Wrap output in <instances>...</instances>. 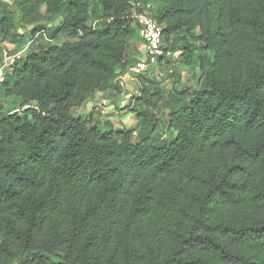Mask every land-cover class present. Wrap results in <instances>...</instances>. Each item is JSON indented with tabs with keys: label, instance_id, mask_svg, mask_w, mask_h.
<instances>
[{
	"label": "trees",
	"instance_id": "1",
	"mask_svg": "<svg viewBox=\"0 0 264 264\" xmlns=\"http://www.w3.org/2000/svg\"><path fill=\"white\" fill-rule=\"evenodd\" d=\"M133 10L177 53L154 67L203 76L167 99L135 77L140 136L164 102L166 143L73 113L125 92ZM27 34L1 85L0 264H264V0H0V44Z\"/></svg>",
	"mask_w": 264,
	"mask_h": 264
},
{
	"label": "rangeland",
	"instance_id": "2",
	"mask_svg": "<svg viewBox=\"0 0 264 264\" xmlns=\"http://www.w3.org/2000/svg\"><path fill=\"white\" fill-rule=\"evenodd\" d=\"M9 1L12 4H14V0H9ZM6 9L8 11L15 10L14 6L12 5L10 7H7ZM26 29L28 30L29 27H27ZM30 38L31 37H29V35L27 37L25 36L22 39L23 43L27 44L28 42H30L32 40ZM44 39H45L44 34H40L34 39V42L30 44L29 48L32 46L34 47V46L39 45ZM135 39H132L130 43L128 44V47H129L128 54L129 55L132 54L130 47L132 46L135 47L136 45ZM139 43L142 44L141 40ZM139 43H137V46L139 45ZM136 54H137V49H136ZM11 64H13V62ZM167 66H170V67L156 66L149 70L150 71L149 74L151 75L149 76L151 78L149 79L151 81L150 83L151 86L154 85L162 89L165 94V99H167V97H169L172 94L171 89H174V90L176 89L179 91L181 87H187L190 93H194L196 90L199 89L203 76H202L201 68L197 64L185 67L181 64H176V66H174L172 63H170ZM170 70L174 72V75L169 76L168 72ZM130 93L131 95L129 96L131 97L128 100H124L121 97L122 94L116 97L113 94L111 95H113L114 97L110 96L109 94L98 95L97 104L100 106H96L91 111V105L90 107H87L85 105L82 108L75 109L73 113L76 117H79L85 120L91 119V117H95L94 118L95 120L93 122H96L99 128H102V129L112 128L115 130H120L118 128H120V125H122V122L128 129L132 130L133 128H136L134 129L135 132L133 133V138H132L133 141H138L141 137L143 138L149 135L153 137V139L157 140L158 141L157 143L159 144L166 143L167 142L166 139L169 140L171 138L172 132L171 130L168 129L167 124H166L167 110L164 106V102L161 104L160 109L156 112L157 118H158V124L155 127L154 131L153 132L143 131L142 136H140V133H139V131L141 130L140 124L138 125V127H136L137 125L136 121H138V119L136 118V113L128 110L130 106L136 102L134 100H135V96L138 95L137 87L134 86L133 90H131ZM104 98H106V102L108 104L112 105L114 103L112 105L115 107L114 110L106 112V110L101 109L102 108L101 102L102 100H104ZM113 98H115V101H113ZM12 110L13 108L11 107V105L8 102L7 103L5 102V107L2 108V110L0 111V115H5L6 113ZM161 138L165 140L166 142H160Z\"/></svg>",
	"mask_w": 264,
	"mask_h": 264
},
{
	"label": "crops",
	"instance_id": "3",
	"mask_svg": "<svg viewBox=\"0 0 264 264\" xmlns=\"http://www.w3.org/2000/svg\"><path fill=\"white\" fill-rule=\"evenodd\" d=\"M4 2H6L7 4H11V2L8 0V1H5L3 0ZM20 30V29H19ZM19 30H18V33H19ZM20 34V33H19ZM20 35H23V31H22V34ZM14 38L13 36H11V39ZM20 41L22 42L23 40L20 39ZM135 42H136V45L135 47L132 46L131 47V52L132 54L127 56V60L129 61V63H132L131 66L129 68H126L123 72H121V75L122 77L121 78V81H122V84L124 86V93L121 95V97L124 99V100H128L131 96V93L130 91L133 90L134 86L136 87L135 85V77L137 76V74L135 73L134 71V66H135V63L138 61L139 57H137V54H136V49H137V53H140L141 55H143L144 53V50H143V47H142V44L139 43L140 42V38L139 36L137 35L136 39H135ZM30 42H28L27 44H23L22 46L19 47V44H13V43H10V42H3L0 44V49H1V53H0V105L4 108L5 107V102L7 101L6 97L4 96V92L1 88V85L3 83V80L5 79V75H6V68H8L9 66H11L12 62L13 64H16V63H20V59L23 58V56L26 54L27 52V49H28V45H29ZM137 43H139V45L137 46ZM4 62H7V63H4ZM103 94H109L110 96L114 97L113 95H111L110 93H103ZM101 93H96L91 101V103H87L86 106L87 107H90L91 105V111L93 108H95L96 106H100L97 104V96L98 95H103ZM116 97V96H115ZM120 97V98H121ZM122 100V99H121ZM113 101H115V98H113ZM128 102V101H127ZM96 103V105H95ZM114 104V103H113ZM112 104V105H113ZM128 104V103H127ZM111 104H108L106 102V98H104V100H102L101 102V109H104L107 111H111V110H114V106H112ZM129 110V109H128ZM92 116V115H91ZM95 118V117H94ZM137 122V125L136 127H138V125L140 124L139 121H136ZM122 128H125V129H128L124 123L122 122V125H120V128L118 129H122ZM133 129H136V128H133ZM132 129V130H133ZM128 130H131V129H128Z\"/></svg>",
	"mask_w": 264,
	"mask_h": 264
},
{
	"label": "built area",
	"instance_id": "4",
	"mask_svg": "<svg viewBox=\"0 0 264 264\" xmlns=\"http://www.w3.org/2000/svg\"><path fill=\"white\" fill-rule=\"evenodd\" d=\"M131 18L139 26L138 34L144 50L142 57L138 59L134 67L137 75L153 68L159 58L170 61L176 59L177 53L166 51L163 47L162 29L147 13L133 10Z\"/></svg>",
	"mask_w": 264,
	"mask_h": 264
},
{
	"label": "water",
	"instance_id": "5",
	"mask_svg": "<svg viewBox=\"0 0 264 264\" xmlns=\"http://www.w3.org/2000/svg\"><path fill=\"white\" fill-rule=\"evenodd\" d=\"M5 1H8V0H5ZM19 33L22 34V30H19Z\"/></svg>",
	"mask_w": 264,
	"mask_h": 264
}]
</instances>
